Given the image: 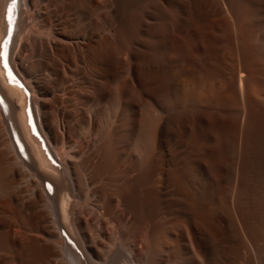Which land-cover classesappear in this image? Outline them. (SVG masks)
I'll return each mask as SVG.
<instances>
[{
    "label": "bare ground",
    "instance_id": "1",
    "mask_svg": "<svg viewBox=\"0 0 264 264\" xmlns=\"http://www.w3.org/2000/svg\"><path fill=\"white\" fill-rule=\"evenodd\" d=\"M164 2L168 5V9L172 8L174 4L200 9L195 20L196 23H204L213 15L223 13L228 16L238 30L245 21L244 9L240 0H236L230 12L228 11L232 5L230 0H165ZM28 3L29 0H17V3L12 6V0H0V54H2L0 55V199L2 201L4 196L8 198L6 203H4V198L2 201L4 204L0 207V264H264V198H247V196L243 198L247 188L256 185L264 187V97H262L263 94L261 95V89L251 84L243 85L233 97L230 96L231 99L217 97L203 102V107L219 110L224 113V118L225 116L227 118L225 124H223L224 119L221 122L223 127L224 125H226L225 128L227 127L226 130L221 128L224 133H221L220 127L216 128L215 125L214 127L217 130L220 129L218 132L221 135H225V131H228V134L223 135L228 139V146L224 147L223 145L222 148L219 147L215 151L210 147L213 151L208 148V151L206 150L203 155L200 153L201 159L197 158L194 162L196 167L199 169L201 167L200 175L203 180H206L213 175L210 173L212 170L210 161L217 160L220 164V167L217 166V168L220 169L215 170L213 175L216 177V179L213 177L215 182L198 190V184L191 185L184 171L180 170L177 178L179 190L189 198H165V193H163L165 161L155 151L148 150L145 144L147 142H144L142 137L137 135L133 138V133H130L131 138L126 135L128 141L127 139L120 140L113 134L99 136L101 134L98 135L91 129L90 135L86 134L87 137H84L87 138L84 139V146L78 147L79 142L74 140L78 146L75 144L74 146L77 147H73L71 136L67 137L72 133L67 136L57 133L50 117V102L48 103L42 98H38L39 101L32 99L37 106L35 112L38 120H36L32 109L33 102L31 103L30 98L36 97L34 92L44 95L45 89L35 72H33L35 79L32 81L26 77L18 64L20 61L22 68H27L26 63H23L26 58L24 61L22 59L24 58V45L28 43H24V40L30 34L32 23ZM9 6H12L13 22L11 25L8 22ZM173 15L175 24L179 21L176 10ZM59 23L60 30L57 32L59 38L51 41L53 48L57 51L63 49L66 43L64 28L67 23L65 19H61ZM152 26L153 24L150 27ZM96 39L95 34H90L91 42L95 41L96 43ZM112 40H109V42L111 41L110 48L113 45ZM29 44L31 43L29 42ZM128 44L131 47L130 42ZM27 46L29 47V45ZM132 47L131 49H133ZM139 49L141 48L139 47ZM150 49L149 53L145 54L146 58H143L146 59L143 70L147 72V87H139L137 90L140 97V100H137L140 104L137 103L139 106L135 107L138 108L137 111L141 117L153 125L162 127L170 124L173 116V113L172 116L165 114L170 108L169 105L165 104V107L168 105L166 111L163 106L165 98H167L164 90L167 80L163 81L165 77L163 74L166 71L176 72L177 64L176 61L167 59L164 50L162 51L156 46ZM144 51L146 50L141 52ZM49 53L45 54L46 59L43 58L47 61L46 63H49V60L52 61ZM53 54L55 55V53ZM54 55H52L53 59L56 58ZM224 57L231 66L230 68L233 67L232 70L236 69L237 65L239 66L237 62V65L233 62L236 58L232 61L230 56L225 54ZM89 64L88 67L91 68L92 63L89 62ZM50 65L52 66L53 63ZM94 66L96 65L94 64L92 67L94 68ZM31 69L33 68L31 67ZM83 70L86 72L89 68L85 67ZM94 70L95 68L92 69V71ZM97 73L99 74V72ZM143 74L145 73L143 72ZM238 74L240 77L245 75L241 71ZM47 75L45 76L47 77ZM90 75L89 78H93L96 74ZM65 76L71 77L66 71ZM116 77L117 75L112 79ZM173 77L170 76V78ZM42 78L44 80V77ZM178 78L179 90L177 89L175 100H177V104L183 103L187 107L193 101V93L189 89L192 81L186 76ZM52 79L53 77L50 81ZM76 79L74 78V80ZM99 79L97 80L100 81ZM74 80L73 82H75ZM108 80L110 81V79H107V84L111 83L113 86L115 82L112 84L113 81L109 82ZM83 81H79L80 84H83ZM128 81L131 83L130 80ZM41 82L43 83V81ZM99 83L101 84L103 81ZM65 84L63 85L65 86ZM68 84L70 83H67L66 87ZM71 84L74 83L71 81ZM143 84H145V80ZM124 85L119 84V87L127 86ZM64 86L63 88H65ZM84 88L87 89L86 86ZM124 88L123 91L127 89V87ZM68 90L70 91L71 88ZM116 90L114 97L119 96L120 90V94L123 92L122 89H119L118 92ZM134 91L136 92V89ZM173 93L172 90L169 95ZM62 96L61 91L59 97ZM36 98L34 99L37 100ZM70 98L67 97L64 100V108L60 112L63 118L72 120V124L79 116L77 117L71 112L74 105ZM103 98L105 99V97ZM76 101L79 100L76 99ZM108 101H112L110 97ZM166 101L168 102V99ZM196 104L197 102H195ZM195 105L194 107H196ZM60 106L62 108L63 104ZM94 107L96 106L93 105L92 109ZM221 112H219L220 118H222ZM219 116L217 114L216 120ZM137 120L134 128H130L131 130L135 129ZM69 122L68 126L65 122L67 127L70 125ZM199 125L202 129L203 126H206L202 123ZM91 126L93 127L92 124ZM94 128L96 127L94 126ZM97 128L99 127L97 126ZM77 129L75 130L78 131ZM36 130L41 137H44H42L43 142H40L31 133H36ZM223 137L221 136V138ZM74 138L79 139L80 135ZM47 140L50 142L49 145L52 144L56 150L59 161L58 157L54 156L56 152L53 153V151L55 150L49 148ZM84 140L82 139L83 142ZM224 141L225 139L222 142L224 143ZM127 143L136 144L139 147L137 153H133ZM96 145H100L99 149L103 153L99 161H96L98 153ZM43 146L47 148L49 156L45 154L46 150H43ZM79 175H83L85 178L81 185L82 189L78 186V184H82L78 183ZM100 177L101 180L102 177H106L115 182L111 193L101 194L103 183L101 186L99 185ZM166 183L169 185V182ZM214 194L215 196L212 197ZM210 195H212L211 198H209ZM45 216L46 219H44ZM62 231L73 240L80 253L66 241Z\"/></svg>",
    "mask_w": 264,
    "mask_h": 264
},
{
    "label": "rangeland",
    "instance_id": "2",
    "mask_svg": "<svg viewBox=\"0 0 264 264\" xmlns=\"http://www.w3.org/2000/svg\"><path fill=\"white\" fill-rule=\"evenodd\" d=\"M164 1L165 0H29V16L32 20V23L30 27V34H28L27 38L24 40V43L28 42L25 43L23 49L24 51L27 50V53L25 52V54L23 51L24 58L22 59L24 61L26 58L23 63H26L25 65L27 66V68H22L20 61H18V64L20 65V69L28 79L33 81L35 79L33 78V76L36 75V77L40 79L38 80L45 89L44 95H39L37 92H34V96L36 94L37 97L34 98H36L37 100H35L34 98H30L31 103L33 102L32 109L34 111V116H36V120H38L36 115L37 113L35 112L37 106L35 105L34 101H39L42 98L48 103L50 102V117L57 133L59 135L65 136L72 133L74 136L71 134L67 137L71 136L70 139L73 141V143L74 140L76 142H79V146L78 144L74 143L73 147H83L85 144V140L87 139L84 137H87V135L89 136L92 130L98 135L101 134L99 136L113 134L116 137L120 138V140L127 139V141L129 140L127 136L131 138L130 133H133V138L137 137V135L139 137H142L144 142H147L145 144L148 150L150 152L155 151L165 161V164L163 166V172H165L164 184L166 185V182H169V185L167 184V186H169L168 189L167 186L163 185V193H165V198H189L188 195L180 192L179 190L177 178L179 176L180 170L184 171L186 178L188 179L191 185L195 183L198 184V190L201 187H207L208 185H212L216 179V177H214L213 175L216 171L220 169L217 168V166L220 167L219 162H217V160L210 161V166H212L210 167L212 169L210 170V173L211 175L213 174L210 177L211 180L209 178H207L206 180L202 179V175H200L201 167L200 169L199 167H196L194 165V162L197 158L201 159L200 156L203 155L206 150L210 147H212L215 151V149L217 150L219 147L222 148L223 145L224 147L228 146V139H226V137H223L224 134L221 135V133H224L223 130L226 126H222L226 122V116L224 118V113L219 110H210L208 108L203 107V102L210 99L213 100L217 97L231 99V97H233V95L239 91L241 86L250 84L257 87L258 89H261V95L263 94L262 97H264V0H240L245 14V21L242 27L240 28L241 30H238V28H236V26L229 20L228 16L224 13L213 15L208 21H205L204 23H196L195 20L197 19V14L199 12L198 10L200 9L194 7L188 8L177 4H174L172 8L168 9V5ZM230 3L232 5L228 9L229 12L232 11L236 0H230ZM175 10L177 14V19L179 21L174 24L173 14ZM61 19H65L68 25L66 24L64 28L66 43L63 49H65V51H63V49L61 48L59 49L61 51L58 50V52L56 49L53 48L52 42L53 39L55 41L56 38H59V33L57 32H59L60 30L59 22H61ZM152 24L154 27H150ZM90 34H95L97 36L96 43L95 41L91 42L89 40ZM108 39H113L112 48H110L111 41L109 42ZM132 40H134L133 44H131ZM29 42L31 44H29ZM49 42L51 43V45ZM129 42L131 47L133 45V49H131V47L129 46ZM26 44L29 45V47ZM145 46L150 48L156 46L158 49L162 51L164 50L167 59L176 61L177 70L179 69V71L176 70V72L166 71L163 74V77L165 76L163 78V81L165 79L167 80H165L166 82L164 81L166 83V87L164 88L165 97L167 98H165L163 106L165 111L168 109V107H170L171 110L169 108V112L167 110L165 114L171 115L173 113V116L171 115V123L162 127L153 125L150 121L141 117V115L138 114V108L136 109V107L140 104L139 91L137 90H139V87H147V72L143 70L145 69L146 59L143 58H146L147 55L145 54H148L149 50L151 49L146 48ZM48 47H51L52 49H48ZM139 47L141 49H139ZM45 49L48 50L47 53ZM142 49L146 50L147 53L146 51L141 52L143 51ZM53 50V53H55V55L52 53ZM49 52L51 53V55ZM48 53L49 56L52 58V61L49 60V63H46L47 61L45 59ZM225 54L226 56H230L232 61L236 58L233 62H237L239 64L238 66L236 63L237 70L235 68L234 70H232L233 67L230 68L231 66L227 63V59L224 57ZM24 55H27V57H25ZM52 55H54V57L56 58L53 59ZM40 59L43 62H40ZM89 62L92 63L91 68L88 67ZM52 63L53 65L51 66L50 64ZM94 64L96 65L94 66L95 70L92 71V69H94L92 67ZM31 67L33 69L36 68V70L31 69ZM85 67L89 68L88 71L90 73H86L88 71L84 72L83 69ZM97 67L98 70H96ZM140 67H142L141 71ZM90 70L92 71V73ZM134 70L136 71V73ZM138 70L139 73L143 71L145 74L142 75L143 72L139 74ZM43 71L44 73L45 71L47 72L44 74ZM65 71L68 75L71 76V74H73L72 76L75 77L71 76L67 78V76H65ZM126 71L128 72V75L126 74ZM240 71L245 74L244 76H241L242 78L240 77V74H238L240 73ZM33 72H35V75H33ZM97 72H99V74ZM40 73L41 76L39 77ZM93 73L96 75H94ZM174 73L176 74L174 75ZM45 75H47L48 79ZM89 75L95 76H93V78L95 79L94 83L93 78H89ZM115 75H117V77L112 79V77H114ZM122 75L125 76L123 77ZM177 75H179L178 77L180 79L186 76L192 81V84L189 87L190 91L193 93V101L189 104L191 106L188 105L186 107V105H184L183 103L177 104V100H175L176 94L179 90V83H177L179 82V80H177ZM30 76L32 77L30 78ZM104 76L106 79L104 78ZM170 76L173 78H170ZM42 77H44V80H42ZM51 77H53L52 81H50ZM70 78L72 83L74 84H71ZM74 78H77V81L74 80ZM91 78L92 80H90ZM98 78H100V81L97 80ZM72 79L75 82H73ZM107 79H110V81L108 80L109 82L113 81L112 84L114 82L116 83H114L113 85L115 86L114 88L111 83L107 84ZM89 80L92 82H90ZM128 80H130L132 84ZM144 80L145 84H143ZM41 81H43V83ZM79 81H83V84H80ZM96 81H98L97 84H95ZM101 81H103V83L100 84L99 82ZM164 82L162 83L163 87L165 86ZM65 83H70L71 86L70 84H68L69 86L67 85L66 87ZM89 83L91 84L89 85ZM129 83L131 84V86ZM134 83L136 84V86ZM63 84H65V86ZM119 84L127 85H124L125 88L127 87V89H125L123 86L119 87ZM87 85L92 86L91 88H97H94L93 91ZM63 86L67 89L63 88ZM85 86L87 89L84 88ZM70 88L71 90L69 91L68 89ZM123 88L125 89L124 91ZM131 88L132 90H130ZM64 89L66 90V92L64 91ZM81 89H85L83 90L84 92ZM115 89H117V92L119 91V89H122L123 94H120V90L118 93L119 96L114 97ZM128 89L129 91H127ZM133 89H136L137 94ZM168 89L171 90L169 91ZM86 90L90 91L87 92ZM172 90L174 92V95H169V92H172ZM30 91L31 93L33 92L31 89ZM61 91L63 96L59 97V95H61ZM108 91L109 93H112L109 94ZM171 96H173L174 98H172ZM57 97L58 99H62L59 101ZM67 97H71L70 99L72 100V103L74 105L71 108V112L76 114L77 117L79 116L76 120H74V123L72 124L71 122L73 121L63 118L60 112L64 108V100H66ZM103 97H105V99ZM109 97L112 100L111 102L108 101ZM32 99L34 101H32ZM76 99L79 101L77 102ZM114 99H116L117 102H115L116 100ZM167 99L168 102L166 101ZM169 99L171 100L169 101ZM195 102H197L196 105ZM102 103L105 104L106 107ZM61 104H63L62 108L60 106ZM129 104H131L132 106H129ZM165 104H168L169 106L167 105L168 107H165ZM193 104L196 107H194ZM93 105L96 107L92 109ZM78 106H80L81 108ZM98 107L102 109L100 112V109ZM78 111L80 113H77ZM219 112H221L222 118H220L221 115L219 114ZM115 113H118V115H116ZM216 113L218 114V116L220 115L219 118L221 120L218 117L216 120ZM96 114L98 117H100L98 118ZM90 115L91 117H89ZM92 115L95 116L93 117ZM64 119L67 126L68 121H70L69 123L72 126L69 125V127L73 128L72 131V128L70 129L65 125ZM135 119H138L137 125L139 126L136 125L135 127L137 131H134L135 129H130L131 127L134 128L136 124ZM223 119L224 123L221 124ZM75 122L77 123V125ZM201 123L202 125L206 124L207 127L203 126L204 128L202 129V127H200L199 125ZM91 124L93 125V127L91 126ZM95 124L99 128H97ZM214 125L216 128L220 127V129L223 127V130L221 129V133H219L220 129H218V132V130L215 129ZM94 126L96 128H94ZM208 126H211L210 129ZM66 128H68L69 131H67L68 129L66 130ZM75 129H77L78 131H76ZM97 129H99V131H97ZM122 129L128 131H123ZM74 130L76 131V136L74 134ZM227 132L225 131V135L228 134ZM79 135L80 138L82 136L80 140L81 142L79 141L80 138H77L79 137ZM221 136L223 138H221ZM74 137H76L78 140ZM82 139H85L84 142L82 141ZM221 139L222 141L225 139L224 143L221 141ZM47 143L51 150H55L52 147V144L49 145L50 142L48 140ZM75 144L77 146H74ZM100 145H96V147L98 148L97 152L99 153L96 154V161H99V159L103 155L102 151L99 149ZM127 146L130 147L133 153H137L139 147L136 144L127 143ZM212 148H210V150H212ZM55 152L56 150L53 151V153ZM55 155L58 157L57 152L54 154V156ZM57 160L59 161V157ZM84 180L85 178L83 177V175H79L78 183L82 184H78V186L81 189L83 188L81 185H83ZM98 182H100V186L102 185V183L103 185H105H102L101 187L102 195H107L111 193V191L115 187V182L112 179L110 181V179L106 177H102V180L100 177L98 179ZM227 186L228 185H226V188L228 190L229 188ZM255 188L258 189L260 192ZM228 191L230 192V190ZM211 196L212 195H210L209 198H211ZM214 196L215 194L212 197ZM245 196H247V198H264L263 185H256L247 188L245 190L243 198H246ZM162 197L164 198V196ZM4 198H2V201H4ZM2 201L0 199V207L4 203L8 202V198H5L4 203ZM77 205L76 207H78ZM44 219H46V216L44 217ZM78 251L80 250L78 249Z\"/></svg>",
    "mask_w": 264,
    "mask_h": 264
},
{
    "label": "snow or ice",
    "instance_id": "3",
    "mask_svg": "<svg viewBox=\"0 0 264 264\" xmlns=\"http://www.w3.org/2000/svg\"><path fill=\"white\" fill-rule=\"evenodd\" d=\"M16 3H17V0H12V6H14ZM12 6H9V9H8V13H9L8 22H9V25H11L12 22H13ZM5 43H7V41H5ZM0 55H2V54H0Z\"/></svg>",
    "mask_w": 264,
    "mask_h": 264
}]
</instances>
